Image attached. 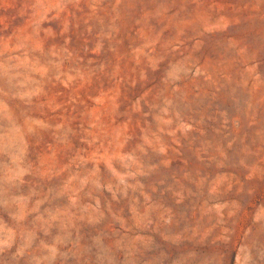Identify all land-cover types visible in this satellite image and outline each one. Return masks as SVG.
Here are the masks:
<instances>
[{
    "label": "rangeland",
    "instance_id": "374dc122",
    "mask_svg": "<svg viewBox=\"0 0 264 264\" xmlns=\"http://www.w3.org/2000/svg\"><path fill=\"white\" fill-rule=\"evenodd\" d=\"M0 264H264V0H0Z\"/></svg>",
    "mask_w": 264,
    "mask_h": 264
}]
</instances>
